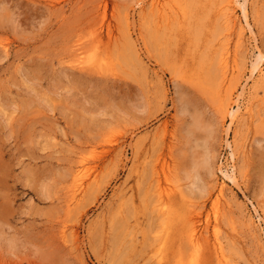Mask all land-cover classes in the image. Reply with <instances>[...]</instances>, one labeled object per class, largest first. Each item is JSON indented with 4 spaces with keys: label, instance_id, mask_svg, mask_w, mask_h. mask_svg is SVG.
Returning <instances> with one entry per match:
<instances>
[{
    "label": "rangeland",
    "instance_id": "1",
    "mask_svg": "<svg viewBox=\"0 0 264 264\" xmlns=\"http://www.w3.org/2000/svg\"><path fill=\"white\" fill-rule=\"evenodd\" d=\"M154 1L0 0V264H264V0Z\"/></svg>",
    "mask_w": 264,
    "mask_h": 264
},
{
    "label": "bare ground",
    "instance_id": "2",
    "mask_svg": "<svg viewBox=\"0 0 264 264\" xmlns=\"http://www.w3.org/2000/svg\"><path fill=\"white\" fill-rule=\"evenodd\" d=\"M167 1V0H166ZM169 2H170V0H168ZM228 1V0H227ZM161 2V4H159V2H156V0L152 3V5L151 6H153V5H159L158 7H159V9H160V11H159V13L161 12V18L163 17V14H165L166 13V11H167V8H169V6L168 7H166L165 5H164V3H162V1H160ZM165 2V1H164ZM172 2V1H171ZM171 2L169 3L170 5H171ZM229 2H231L232 4H238L239 5V7L241 8L240 10L242 11V16H243V18H244V21H245V25H247L248 27H249V29L251 30L252 28L250 27V23H249V20H248V18H247V10H246V6H245V3H246V0H243L242 2H240L239 0H229ZM230 3V4H231ZM166 4H167V2H166ZM175 5V4H174ZM229 6V5H228ZM227 6V7H228ZM237 6V5H236ZM176 7V6H175ZM233 7V6H232ZM155 8H156V6H155ZM172 8V7H171ZM231 8V7H230ZM158 9V10H159ZM170 9V8H169ZM225 9H227V8H225ZM171 10L172 9H170V11H169V13H171V14H173V11H174V8H173V10H172V12H171ZM176 10V9H175ZM230 10V9H229ZM155 11H157V9H155ZM178 11V10H177ZM232 11V10H231ZM158 13V14H159ZM176 13V12H175ZM227 13H228V10H227ZM229 13H231L230 11H229ZM237 13V12H236ZM158 14H155V15H158ZM167 14V13H166ZM165 14V15H166ZM234 14H235V12H234ZM169 15V14H168ZM228 15H230V14H228ZM233 15V14H232ZM226 16H227V14H226ZM240 16V15H239ZM238 16V17H239ZM157 17V16H156ZM167 17V16H166ZM170 17V16H169ZM229 17V16H228ZM168 18V17H167ZM235 18V17H234ZM164 19V18H163ZM162 19V20H163ZM165 20V19H164ZM229 21V20H228ZM233 22H236L234 19H233ZM243 23V22H242ZM230 25V24H229ZM244 25V24H243ZM244 25V26H245ZM231 26H233L232 24H231ZM230 26V27H231ZM236 26V25H235ZM238 28H240V27H238ZM245 29V28H244ZM249 29H248V31H249ZM242 32V31H241ZM245 32V31H244ZM250 32H253L252 30L250 31ZM243 34V33H242ZM251 34V33H250ZM253 36H254V34H253ZM253 38V40H254V37H252ZM238 39H240V38H238ZM228 49H226V51H227ZM225 51V52H226ZM259 51V50H258ZM224 52V53H225ZM227 54V53H226ZM225 55V54H224ZM229 55V54H228ZM232 56V55H231ZM228 57V56H227ZM223 58H224V56H223ZM222 58V59H223ZM231 58V57H230ZM226 59V58H225ZM225 59L223 60V65L225 66V64H226V62H225V64H224V61H225ZM263 59V55L261 54V52H259L257 55H256V58H255V61L252 63V66H251V70H249V72L251 71V75L252 74H257V75H261L262 74V71H261V68H260V62H261V60ZM233 60V62H234V60H235V56H234V59H232ZM232 60H231V62H232ZM236 61V60H235ZM228 62V61H227ZM235 63V62H234ZM233 64V63H232ZM235 65H236V63L234 64V65H232V66H234L235 67ZM231 66V65H230ZM226 67V66H225ZM228 67V66H227ZM230 70H231V68H230ZM229 70V71H230ZM225 71V70H224ZM231 72V71H230ZM234 72V71H233ZM226 73V71L224 72V74ZM249 74V73H248ZM249 74V76H251ZM222 76H223V73H222ZM248 76V77H249ZM227 77H229V76H227ZM247 77V76H246ZM223 78V77H222ZM224 78H226V76L224 77ZM244 80V79H243ZM253 81V80H252ZM260 81V80H259ZM245 82V81H244ZM243 82V83H244ZM250 82H251V80H250ZM257 82V81H256ZM245 83H247V82H245ZM258 83V82H257ZM245 85V84H244ZM231 88V87H230ZM235 88V87H234ZM234 88H232V89H234ZM232 89H230V92L229 93H231V90ZM236 89V88H235ZM234 89V90H235ZM247 89V88H246ZM264 89V88H263ZM249 90H250V88H249ZM246 91V90H245ZM228 92V91H227ZM247 92V91H246ZM251 92V91H250ZM261 92V91H260ZM235 93V92H234ZM239 93V92H238ZM242 93V92H241ZM244 93V92H243ZM227 95H229V94H227ZM240 95L241 94H239V95H237L236 96V98L234 99V100H232V102H228L229 104H228V106H226L227 107V112H228V116H229V124H228V126H227V129L229 128V125L234 121V119L236 118V116H237V113L240 111V109H241V105H243L242 104V102H241V99H240ZM247 95H249V94H247ZM246 95V96H247ZM245 96V97H246ZM248 97V96H247ZM230 97H228V100H230L229 99ZM242 98H243V96H242ZM245 100H246V98H245ZM232 103H233V105H232ZM244 103V102H243ZM227 104V103H226ZM245 104V103H244ZM233 106H235V107H233ZM226 110V109H225ZM224 110V111H225ZM247 112V111H246ZM227 134V133H226ZM110 141V140H109ZM113 141H115V140H113ZM228 142V141H227ZM105 145V144H104ZM227 145L229 146V150H230V158H231V161H233V159H234V155H235V152H234V149H233V147H232V144H230V143H227ZM103 146V145H102ZM109 146V145H108ZM105 148H106V146H105ZM108 148V147H107ZM100 152V151H99ZM101 152H102V150H101ZM105 152V151H104ZM96 155H97V153H95ZM93 154H91V156H92ZM99 156V155H98ZM84 157V156H83ZM96 157V156H95ZM90 159H92V158H90ZM82 161H84V162H81V164H80V166L79 167H77L76 169H78L77 170V172L75 173V189L73 190V191H77V192H79V191H81L83 188H84V186H85V184L87 183L88 184V180L91 178V177H93L94 176V171H95V165L94 164H92V163H90V161L88 160V158L87 157H84L83 159H82ZM92 164V165H91ZM97 167V166H96ZM97 169V168H96ZM221 170V169H220ZM162 172H164V177L163 178H165V180H169V178H167V174H166V171H162ZM222 173H223V175H224V177H226V179H228L229 181H231L233 184H236L237 183V175H236V169H235V166H234V163H231L230 165H229V169L227 168L226 170H222ZM196 176H197V173H196ZM168 177H169V175H168ZM94 178V177H93ZM95 178H96V175H95ZM175 185V184H174ZM74 186V185H73ZM159 187V186H158ZM161 187V186H160ZM171 187V186H170ZM174 187V186H173ZM162 188V187H161ZM179 188V187H178ZM181 188V187H180ZM172 189V188H171ZM182 189V188H181ZM218 189H219V195L221 196V192H222V187L221 186H219L218 187ZM166 190V189H165ZM167 190H168V188H167ZM174 190V189H173ZM172 190V191H173ZM176 190V189H175ZM170 191V190H169ZM169 191H166V194L168 195V197L171 195V194H169ZM178 191V190H177ZM179 191H180V189H179ZM160 192V191H159ZM161 192H162V190H161ZM174 193H175V191H173ZM172 192V193H173ZM76 193V192H75ZM216 193V192H215ZM160 194V193H159ZM165 193L163 192V195H164ZM160 195H162V194H160ZM219 195H217V196H215V199L214 200H212L213 201V207L215 208L214 209V213H216L217 212V208H218V203H219ZM75 196V195H74ZM73 196V197H74ZM182 196H183V194H182ZM77 197V196H76ZM168 197H167V199H168ZM164 198H162L161 200H163ZM167 199H166V204H167ZM165 200V199H164ZM222 201H220V203H221ZM163 203L164 202H162V205H163ZM212 203V202H211ZM219 203V204H220ZM161 204H160V206H162ZM165 207H167V206H165ZM165 207H162V210H164V209H166ZM164 208V209H163ZM221 209L222 208H220V211H221ZM211 210H212V204H211ZM166 211V210H165ZM211 213V212H210ZM212 215H214V217L213 218H215V221H216V219H217V217H216V215L215 214H212ZM218 215V214H217ZM194 216V215H193ZM196 216V215H195ZM197 216H199V215H197ZM191 217V216H190ZM211 217V216H210ZM189 218V217H188ZM207 218H208V216H207ZM190 220H191V218H189ZM195 219V218H194ZM197 219V218H196ZM194 220L195 221V223H196V221H198V220ZM209 219H206V221H208ZM214 220V219H213ZM193 221V220H192ZM200 221V220H199ZM198 221V222H199ZM198 222H197V224H198ZM212 222V221H211ZM207 223V222H206ZM205 223V224H206ZM192 224V223H191ZM200 225V224H199ZM202 226V225H201ZM191 227V226H190ZM189 227V228H190ZM203 227H207V225L206 226H203ZM200 228V227H199ZM202 228V227H201ZM200 228V229H201ZM218 228L219 227H217V224L216 223H213L212 224V230L210 231L211 233H212V244H213V246H214V249H215V253H216V257H217V261H218V263L219 264H226V262H225V260H224V254L222 253V243H221V241H220V234H219V231H218ZM205 229H207V228H205ZM209 229V228H208ZM207 229V230H208ZM220 229V228H219ZM203 231H204V229H203ZM206 231V230H205ZM208 231V232H209ZM221 231V230H220ZM209 232V233H210ZM205 233V232H204ZM221 233V232H220ZM199 234H200V232H199ZM198 234V229H197V225L195 226H193V228L191 229V232H190V236H188L189 237V239H190V242H191V245H192V248H193V253H194V255H196V253L198 252V250L200 249V246H201V242L204 240L206 243H208V241L207 240H205V239H202V241H200V239L202 238H200V235ZM202 234V233H201ZM220 236V237H219ZM206 237H208V236H205V238ZM209 238V237H208ZM209 240H210V238H209ZM210 242V241H209ZM209 244V243H208ZM211 244V245H212ZM205 246V245H204ZM212 247V246H211ZM191 255V254H190ZM189 255V256H190ZM199 256V255H198ZM191 257H193V256H191ZM190 257V258H191ZM198 258V257H197ZM190 264H198V262H197V260H195V258H193V260H192V262L190 263Z\"/></svg>",
    "mask_w": 264,
    "mask_h": 264
}]
</instances>
